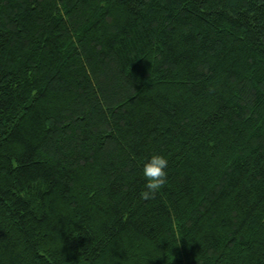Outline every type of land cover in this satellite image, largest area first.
Returning a JSON list of instances; mask_svg holds the SVG:
<instances>
[{
    "label": "trees",
    "instance_id": "16d2710c",
    "mask_svg": "<svg viewBox=\"0 0 264 264\" xmlns=\"http://www.w3.org/2000/svg\"><path fill=\"white\" fill-rule=\"evenodd\" d=\"M0 264H264V0H0Z\"/></svg>",
    "mask_w": 264,
    "mask_h": 264
},
{
    "label": "clouds",
    "instance_id": "9594fccd",
    "mask_svg": "<svg viewBox=\"0 0 264 264\" xmlns=\"http://www.w3.org/2000/svg\"><path fill=\"white\" fill-rule=\"evenodd\" d=\"M168 160L161 153L154 152L142 162V175L145 181L140 198L152 199L167 182Z\"/></svg>",
    "mask_w": 264,
    "mask_h": 264
}]
</instances>
